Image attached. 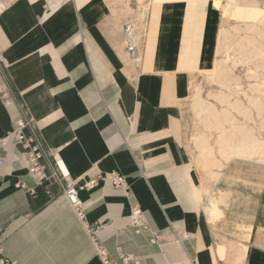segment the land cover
<instances>
[{
  "label": "crops",
  "instance_id": "crops-1",
  "mask_svg": "<svg viewBox=\"0 0 264 264\" xmlns=\"http://www.w3.org/2000/svg\"><path fill=\"white\" fill-rule=\"evenodd\" d=\"M3 1L1 65L13 100L0 101V138L26 116L79 186L113 172L125 178L126 187L107 179L79 191L86 222L100 227L97 240L111 257L264 264V195L245 197L239 188L250 183L233 177L206 183L191 146L186 107L192 78L215 62L217 0H153L144 31L127 32L133 50L125 28L137 19L111 0ZM53 156L42 160L49 174ZM0 159V259L102 264L63 184L38 185L14 138ZM211 186L217 203L206 210ZM135 209L148 230L133 227Z\"/></svg>",
  "mask_w": 264,
  "mask_h": 264
},
{
  "label": "rangeland",
  "instance_id": "rangeland-1",
  "mask_svg": "<svg viewBox=\"0 0 264 264\" xmlns=\"http://www.w3.org/2000/svg\"><path fill=\"white\" fill-rule=\"evenodd\" d=\"M217 1L221 23L215 62L192 78L186 107L193 157L206 183L225 177L248 181L249 189L239 188L240 193L258 198L264 195V0ZM111 2L137 19L125 28L126 45L133 50L127 32L144 31L153 0ZM208 190L206 210L216 202L213 186ZM213 216L216 221L222 214L218 210Z\"/></svg>",
  "mask_w": 264,
  "mask_h": 264
},
{
  "label": "built area",
  "instance_id": "built-area-1",
  "mask_svg": "<svg viewBox=\"0 0 264 264\" xmlns=\"http://www.w3.org/2000/svg\"><path fill=\"white\" fill-rule=\"evenodd\" d=\"M6 6L3 0H0V14L5 10ZM2 54L0 52V101L9 103L13 100V90L9 81V78L2 68ZM9 138H14L15 141L23 148L26 160L28 163V171L31 176L37 181L38 185H46L51 181H58L64 186V195L69 203L74 207L76 214L86 229L88 236L94 243L96 257L102 264H142L141 260L132 255L121 254L118 258H113L109 254L108 250L97 240V234L99 226H89L85 218V210L79 200L80 190H92L98 186L102 180H110L114 186L126 187V180L123 176L113 172L107 174L106 177L99 176L93 180H89L83 186H79L78 182L73 180L64 166L63 162L54 158V171L49 174L47 171V165L43 164L44 158H49L51 155L44 149L42 141L37 135L35 123L32 118L24 116L18 122L13 132L8 134L5 138H0V146L5 147ZM4 162L0 159V164ZM21 188L26 189V186L20 184ZM131 223L133 227L141 232L142 229L148 230L145 224L143 214L141 210L135 209L131 216ZM159 236L153 234L151 236V243L157 244L159 242ZM0 264H12L9 260L0 259Z\"/></svg>",
  "mask_w": 264,
  "mask_h": 264
},
{
  "label": "bare ground",
  "instance_id": "bare-ground-1",
  "mask_svg": "<svg viewBox=\"0 0 264 264\" xmlns=\"http://www.w3.org/2000/svg\"><path fill=\"white\" fill-rule=\"evenodd\" d=\"M133 48V47H132ZM216 212H218V210H211L208 214H209V216H210V218L211 219H214V216H213V214H216Z\"/></svg>",
  "mask_w": 264,
  "mask_h": 264
}]
</instances>
